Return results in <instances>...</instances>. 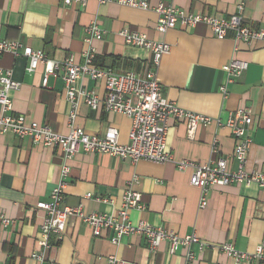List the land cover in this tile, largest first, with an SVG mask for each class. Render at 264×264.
I'll use <instances>...</instances> for the list:
<instances>
[{
  "label": "crops",
  "instance_id": "0c3cea01",
  "mask_svg": "<svg viewBox=\"0 0 264 264\" xmlns=\"http://www.w3.org/2000/svg\"><path fill=\"white\" fill-rule=\"evenodd\" d=\"M173 5L181 10L228 18L236 13L240 0H148ZM244 24L252 29L264 27V0H250L243 12ZM93 21L105 31L100 41H93L96 63L100 68L116 72L144 75L151 68L150 51L132 47L119 35L123 30L145 34L149 40L171 45L163 57L158 79L166 99L191 113L226 123L239 109L252 112L246 170L264 174V43H236L230 34L224 40L214 37L205 24L195 28L177 26L164 34L156 29L158 15L151 10L134 9L116 3L99 5L88 0L85 8L64 5L62 0H0V40L19 41L34 50H43L47 59L64 61L69 55L81 57L86 48L85 28ZM236 59L248 63L247 71L228 87L224 97L221 86L226 83L224 67ZM26 57L5 53L0 68L12 71L21 84L11 92L13 113L29 121L47 124L56 132L70 131L72 108L65 98V85L58 75L48 76L41 65L27 72ZM79 86L105 96L104 82L84 78ZM73 124L90 135L103 134L109 127L119 131L122 144L129 142L131 119L104 109L92 110L80 102ZM217 144L214 152V143ZM234 138L229 127L200 126L189 137L185 123L172 124L167 137V150L175 160L204 164L225 158L231 169L238 164L232 159ZM64 156L60 148L34 144L29 138L0 134V264H106L116 256L121 264H187V250L179 248L169 254L164 242L151 251L139 235L124 236L114 245L111 233L95 237L90 226L72 217L66 233L56 246L46 252L44 261H36L40 227L45 213L38 203L48 202L59 181ZM70 174L65 189V206L81 207L87 214L117 215L122 196L129 183L137 178L134 189L141 193L145 210H132L133 224L147 222L181 236L196 234L207 243L192 250L190 264H232L221 251L223 244H233L242 252L264 247V190L257 185L213 187L208 205L200 209L201 193L190 185L191 173L180 171L175 163H133L106 154L81 151L68 163ZM111 199L113 203L104 202ZM1 216L8 219L2 225ZM55 237L52 238L54 242Z\"/></svg>",
  "mask_w": 264,
  "mask_h": 264
},
{
  "label": "built area",
  "instance_id": "2783aa9c",
  "mask_svg": "<svg viewBox=\"0 0 264 264\" xmlns=\"http://www.w3.org/2000/svg\"><path fill=\"white\" fill-rule=\"evenodd\" d=\"M64 5L78 4L85 8L88 0H62ZM250 0H240L236 13L228 18H219L207 14H196L181 10L173 5L159 3L152 6L148 0H97L99 5L116 3L140 10H151L158 15L156 29L164 34L178 25L185 28H195L197 25L208 26L218 40L226 39L232 34L236 43H264V27L252 29L244 24L243 12ZM119 35L127 45L148 50L152 54L151 68L144 75L136 72H116L113 69L100 68L97 63L96 49L93 41H100L105 36L96 21L85 28L84 42L86 48L81 57L69 55L64 61L57 62L47 59L43 50H34L24 46L19 41L0 40V56L5 53L22 55L28 60L27 72L33 73L43 65L45 69L44 85H47L48 76L58 75L65 85V98L72 108L70 131L67 135L56 132L51 126L29 121L24 115L13 113L11 92L20 88L21 84L13 79L11 70L0 68V134H12L20 139L29 138L34 144L50 148H60L64 156V164L60 178L50 194L48 202L38 203L37 208L45 213L40 227L39 245L43 248L35 253L36 261H44L47 251L56 246L66 233L67 222L72 217L81 219L90 226L95 237L102 236V232L111 233V243L117 245L124 236L139 235L143 237L151 251L157 250L167 242L169 254L174 255L181 247L187 250V264L195 259L192 250L197 245L200 250L208 245L196 234L181 236L165 231L147 222L133 224L130 220L132 210H145L147 205L142 201V195L133 187L137 178L129 183L122 196L121 208L117 215L85 213L81 207L65 206V189L70 174L69 161L79 152L106 154L137 163L141 160L153 163H175L180 171L191 173L190 185L199 189L201 199L199 207L204 209L208 205V194L213 187L231 185L255 184L264 190V174L248 172L246 163L253 140L250 137L252 112L243 108L232 113L226 123L219 119L191 113L169 101L163 95V88L158 79V70L164 56L170 54L171 45L149 40L145 34L123 30ZM248 63L233 59L224 67L227 80L221 86L224 97L228 95V87L235 83L248 69ZM89 78L93 81L104 82L105 96H99L79 86V81ZM80 102L94 111L104 109L107 113H118L131 119V127L127 144L120 143L119 131L109 127L103 134L90 135L83 129L76 127L72 120L75 118ZM185 123L189 137H193L200 127H208L216 123L218 127L230 128L235 146L232 159L238 168H230L225 158L211 159L207 163L199 164L186 160H175L167 150V137L172 124ZM217 144L214 143V152ZM104 202L113 203L111 199ZM2 225L8 226L10 221L1 216ZM55 237L54 244L52 238ZM221 251L231 260L232 264H264V247L258 246L254 252H242L233 244H223ZM106 264H121L116 256H109Z\"/></svg>",
  "mask_w": 264,
  "mask_h": 264
}]
</instances>
